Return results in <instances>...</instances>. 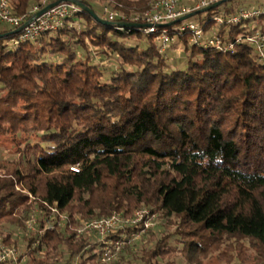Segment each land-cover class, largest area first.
I'll return each mask as SVG.
<instances>
[{
  "label": "trees",
  "instance_id": "1",
  "mask_svg": "<svg viewBox=\"0 0 264 264\" xmlns=\"http://www.w3.org/2000/svg\"><path fill=\"white\" fill-rule=\"evenodd\" d=\"M10 1L17 15L46 5ZM107 1L127 17L153 2ZM16 30H0V141L10 143L8 156L0 150V235L26 243L12 264H264V64L251 45L191 46L178 68L152 36L83 8L35 41L14 43ZM134 35L148 46L129 44ZM88 41L118 67L95 60ZM143 207L158 226L131 241L141 229L129 227L114 261H101L98 235L76 232Z\"/></svg>",
  "mask_w": 264,
  "mask_h": 264
},
{
  "label": "built area",
  "instance_id": "2",
  "mask_svg": "<svg viewBox=\"0 0 264 264\" xmlns=\"http://www.w3.org/2000/svg\"><path fill=\"white\" fill-rule=\"evenodd\" d=\"M221 0H153L151 7L142 15L127 17L112 4L102 8L104 19L110 21L119 29L137 24L136 30L147 36H152L161 54L175 43L184 42L199 48H213L222 52H234L241 44L251 45L257 55L258 61L264 64V4L259 7L241 6L229 3L207 9ZM40 6H34L30 14L17 15L13 12L10 0H0V23H6L14 29L21 28L31 20L39 11ZM82 8L73 1H62L50 8L42 15L33 18L20 32L14 43L20 41H35L42 34L55 31L63 26L71 16H74ZM201 11V12H199ZM197 12L204 13L199 19H192L196 15L168 25L183 16ZM32 15V16H31ZM217 26L218 30L213 31ZM166 55V54H165ZM52 211H59L55 207ZM35 220L27 221L28 229H32L38 223ZM151 226L144 218V212H136L133 219H125L120 213L84 222L78 229V235L85 230L94 231L104 240L105 246L101 254V260L114 261L118 258L121 249L127 242L126 230L129 227L141 228V232H131L130 241L140 236ZM34 229V228H33ZM125 230V231H124ZM121 236L110 239L109 236L117 234ZM20 234V232H19ZM106 238V240H105ZM19 252L17 246L7 244L0 237V264H12L25 253Z\"/></svg>",
  "mask_w": 264,
  "mask_h": 264
},
{
  "label": "rangeland",
  "instance_id": "3",
  "mask_svg": "<svg viewBox=\"0 0 264 264\" xmlns=\"http://www.w3.org/2000/svg\"><path fill=\"white\" fill-rule=\"evenodd\" d=\"M50 0H43V2H46V5L45 6H47V4H49L48 2H49ZM91 2H94V7H95V9L97 10V12H99V14H101L102 15V8H104V6H106L107 4H109V1H107V0H91ZM97 3H98V5H100V7H98V5H97ZM229 3H236V4H238V5H241V6H252V7H259V6H261L262 4H264V0H232V1H229L227 4H229ZM45 6H43V7H41L40 6V8H39V11L42 9V8H44ZM31 13V12H30ZM205 14L204 13H201V14H197L194 18H192V19H199L200 17H203ZM264 21V20H263ZM76 25L78 26L79 24L78 23H76ZM9 29H14V28H12V26H10L9 24H6V23H0V30H9ZM218 30V28H217V26H214L213 27V31H217ZM89 43H87V44H89V48L91 49V54L94 56V59L95 60H100V61H102L107 67H109V68H116V67H118V59H117V57H115L113 54H111L110 56L111 57H108V56H106L105 54H100L99 52H98V49H97V47H95L92 43H90V41H88ZM127 42L129 43V44H139L140 45V47L141 48H145V47H147L148 46V44H149V39L147 38V37H142V38H140V40H139V38L137 37V36H132L129 40H127ZM192 45H190L189 43H184V42H178V43H175L174 45H172L167 51H166V55L165 56H167V58L169 59V61H171V62H173L174 63V65L176 66V67H178V68H186V66H187V63H188V54L190 53V47H191ZM8 47H9V49L10 50H12L13 48H14V46H12V42H10L9 44H8ZM188 48V49H187ZM81 50V49H80ZM81 53H83V55L85 54V51H83V50H81ZM10 146V143H9V141H7L6 139H2L1 141H0V150H1V152L3 153V154H5L6 156H8V154L6 153V152H4V147H9ZM18 189H20L19 187H18ZM22 191H26L27 192V190L26 189H21ZM30 196L32 197V195L30 194ZM42 210H40L39 208H34V210H32L31 211V215H30V217H29V219L28 220H26V222L27 221H31V220H35V218L37 217V219L38 220H40V217H41V215H42V212H41ZM136 212H144V218L147 220V222H151V226H150V228L149 229H152V228H154V225L157 223V225H156V227L158 226V224H159V220H160V218H158V215H156L155 213H153V214H151V212H150V210H149V208H147V207H143V208H141V209H137V210H135L134 211V213H133V215L131 216V217H124L123 216V214H122V212H120V214L125 218V219H130V218H132L133 219V217H134V214L136 213ZM54 213H55V215H58L59 216V218H60V220L61 221H63V220H65V218H66V216H67V214L64 212V213H61V212H59V211H54ZM118 213V212H117ZM117 213H115V215L117 214ZM100 218H102V217H100ZM91 219H98V218H91ZM91 219H86V220H82L81 221V224L80 225H78V227H77V231L76 232H78V229L80 228V226L84 223V222H86V221H89V220H91ZM34 228V229H33ZM33 228L32 229H30V231L32 232H34V231H36L37 230V224L36 225H34L33 226ZM142 227H140L139 228V230L141 229ZM148 229V230H149ZM138 232H140V231H138ZM93 234V235H98L97 233H95L94 231H90V230H85L84 232H82L81 234H79V235H83V234ZM22 235H23V233H21ZM78 234V233H77ZM141 234V233H140ZM1 236V235H0ZM2 237V236H1ZM105 240H106V238H105ZM15 246H17V248H18V250H19V252H23V250L26 248V243H22V242H18V244L17 245H15ZM127 245H125L124 244V247H123V249L126 247ZM101 259V258H100ZM177 260H178V263L177 264H186L185 263V260L182 258V257H179V258H176ZM131 260H133V262L135 263V262H138L136 259L134 260V258H131ZM101 261H103V260H101ZM132 262V263H133ZM233 264H241V263H239V262H234Z\"/></svg>",
  "mask_w": 264,
  "mask_h": 264
},
{
  "label": "water",
  "instance_id": "4",
  "mask_svg": "<svg viewBox=\"0 0 264 264\" xmlns=\"http://www.w3.org/2000/svg\"><path fill=\"white\" fill-rule=\"evenodd\" d=\"M62 1H73V2H75L76 4H78L80 7H82L85 11H87L88 13H90V14L93 16V18H95L97 21H99V22H101V23H103V24H108V25H112V24H113L112 22H110V21L104 19L103 17L99 16V14H97V12H95V10H94L93 8H91V7H89L88 5H86V4L83 3L81 0H58V1H55V2H53V3L48 4V5L45 6L44 8H42L40 11H38V12L33 16V18H36V17L42 15L44 12H46V11L49 10L50 8L56 6V4H58V3L62 2ZM225 1H228V0H221V1H218V2H216L214 5H212L211 7L207 8V9H211V8H213V7H216V6L222 4V3L225 2ZM199 12H201V11H199ZM193 14L196 15L197 12L189 13V14L183 16L182 18H179L178 20H175V21L169 23L168 25L173 24V23L178 22V21H181V20H183V19L189 18V17L193 16ZM33 18H32V19H33ZM32 19H31V20H32ZM31 20H29L28 22H26L21 28L17 29L16 31H20V30H22L26 25L29 24V22H30ZM126 25L137 26V24H126Z\"/></svg>",
  "mask_w": 264,
  "mask_h": 264
}]
</instances>
